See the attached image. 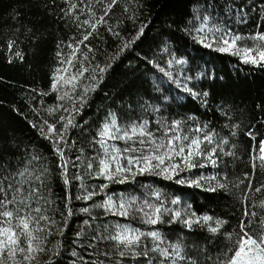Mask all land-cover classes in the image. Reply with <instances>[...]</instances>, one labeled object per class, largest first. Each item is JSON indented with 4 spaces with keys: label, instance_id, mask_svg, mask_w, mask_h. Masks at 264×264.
I'll return each mask as SVG.
<instances>
[{
    "label": "trees",
    "instance_id": "16d2710c",
    "mask_svg": "<svg viewBox=\"0 0 264 264\" xmlns=\"http://www.w3.org/2000/svg\"><path fill=\"white\" fill-rule=\"evenodd\" d=\"M110 3L0 0V182L8 199L38 189L28 210L39 208L32 215L48 220H40L45 250L33 264H222L241 221H251L253 234L264 219V62H246L243 51L264 50V0H116L107 10ZM234 37L231 51H219ZM113 120L118 137L133 127L151 137L102 136ZM175 136L185 154L193 139L201 141L205 155L193 163L203 167L171 178L135 171L109 179L117 164L128 166L126 157L153 154L161 144L154 154L169 151ZM212 149L215 166L206 158ZM169 163L182 157L161 167ZM121 235L139 240L113 239ZM177 243L184 260L154 250L172 252Z\"/></svg>",
    "mask_w": 264,
    "mask_h": 264
},
{
    "label": "snow or ice",
    "instance_id": "6c2138e0",
    "mask_svg": "<svg viewBox=\"0 0 264 264\" xmlns=\"http://www.w3.org/2000/svg\"><path fill=\"white\" fill-rule=\"evenodd\" d=\"M97 2H100V0H97ZM116 3V0H111V3L107 5V10H110L112 5ZM107 10L105 11V15H107ZM104 18L101 16L96 23H103ZM85 24L89 23V21H85ZM92 28L95 29V24L92 25ZM91 35V33H88V35H85L83 37V40L80 41V43H83L88 39V36ZM240 37H234L232 39L231 44H229L228 40H224L223 43L225 45H228V47H221L219 51L227 52L231 51L232 47L235 46L236 41L239 40ZM260 40H264V35L259 37ZM211 47V45H208ZM240 51V50H237ZM244 51V59L246 62H251L254 64H258L261 62H264V50L257 49V55L253 56L250 55V53L253 51L252 49H246ZM17 55H20L17 53ZM75 55V53H73ZM71 63V61H69ZM87 69H84L80 71L77 76H82L83 71H86ZM64 71H67L65 69ZM100 71H104V69H100ZM77 76H72L70 79L65 80V83H71L72 81H75L77 79ZM56 87V84H53V88ZM89 89L85 88V92H87ZM186 91H191L190 89H185ZM63 99V97H61ZM83 100V97L80 98ZM63 119V118H62ZM72 120L69 119L67 121V124L65 125V128L68 125H71ZM177 126L179 125V122H176ZM116 129V132H119V127L116 126L115 120H113L112 125H105L104 130L101 133L102 136H110L112 139H125V140H131L134 136L137 135V132L139 131V134L141 136L147 135L151 137V133H145L143 127H140L137 129L136 127H133L131 129V135L128 134L127 131H125L123 136H116L112 132V128ZM43 131V130H41ZM199 131V129L197 130ZM55 128L54 126L49 127V133H54ZM58 141L63 140V134H57ZM180 139L179 136H175L172 139L168 141V148L169 151H165L164 153L160 155L154 154L156 151H158L160 148L164 147L163 144L156 145V147L153 149V154L149 155H141L139 157L137 156H131L126 157L127 159V167H123L119 164H117L115 168V172L109 175V179L113 178V175L121 174L123 172H132V166L135 165L138 167L139 173H153L156 172L157 175H165L169 176L171 178V174H175L177 171H184L186 168H194V167H203L202 164L198 165L196 163H193L194 158L204 156L205 153H203L200 150V144L201 141L199 139H193L190 144H188V152L185 154L184 146L179 147V151L176 150L174 147V144L176 141ZM187 139V137H185ZM205 140H207L209 143L212 142L211 137L205 135ZM141 144L144 143L143 140L140 141ZM153 143H155L153 141ZM58 152H60L59 149H57ZM125 151H128L126 149ZM131 151L136 152L137 149L133 148ZM261 151H264V148L261 149ZM61 158L63 157V153L60 152ZM228 155H231V153H228ZM174 156H181L182 157V164H174L169 163L165 167H161L162 165H165V161H171ZM213 156H215V149H212L207 153V160L209 163H211L213 166L216 165L217 160L213 159ZM111 160H117L118 156H111ZM260 160L264 162V156L260 157ZM153 161H157V163L153 164ZM67 162H65L66 164ZM264 166V164H262ZM88 167H91V164L88 165ZM110 168V164L108 162L103 163V172H108ZM159 171H156V170ZM103 174V173H102ZM133 176L136 175V173H132ZM19 175L23 176V173H20ZM37 180H39V177H36ZM123 182V181H121ZM183 182V181H181ZM193 183L199 185V181H194ZM9 188L12 187L11 184L8 186ZM217 187L224 188V184H217ZM210 191H215V189H209ZM21 189H17L16 192L19 193ZM38 189H33V192L29 193V197L34 192H37ZM256 191H260V189H256ZM0 193L4 194V198L0 199V209H4L3 211H0V217H3V220L0 221V264H33V261L36 260L37 255L41 252H43L45 249L43 247V240L38 235L39 232L44 231V228L40 226V220H48V217L46 216H40L39 219L37 217L32 215V212H40L39 208L36 209H30L28 210V199L29 197L22 198L20 200H17L16 194H13L12 199L7 198V192H5V189L2 186V182H0ZM175 202V201H174ZM9 204L16 205H24L23 208H15V210H7V206ZM264 206V205H262ZM27 210V214L25 211ZM84 211H88L87 209H84ZM159 209H157V212ZM121 214L126 215V211L122 212ZM246 216H255L256 213L253 212L251 214L245 213ZM176 216L179 217L180 213H176ZM204 220L211 219L210 217H204ZM13 220H15V224H13ZM152 224H156L158 222L157 219H151L149 221ZM185 224H188L191 226L189 221H184ZM218 224H221L223 222L217 221ZM251 221H249V225H245L243 220L241 221L240 225V232L236 233V239L233 241V246L229 251L232 252L231 256H228L222 264H264V219L260 220L257 228L258 230L254 229L253 234H250L248 230H246L248 227H250ZM212 232H217L218 228H212ZM151 237L154 238V241L160 240V235L158 232L153 231L148 233ZM255 237V238H254ZM231 235L229 236V239H231ZM23 239V243H21V240ZM113 239H117L120 241H127L129 244L132 243L133 240H139L138 236L132 237V240H129V238L125 235H121L118 237H113ZM173 251L169 252L167 248H159V245H155V249H158L160 253L164 257H174L179 260H184L185 257L181 255V245L179 243L172 245ZM125 253L121 252L120 255H124ZM144 255H147V252L144 253ZM20 257V258H18ZM173 264H175V259L173 261ZM194 264V262H193Z\"/></svg>",
    "mask_w": 264,
    "mask_h": 264
},
{
    "label": "rangeland",
    "instance_id": "374dc122",
    "mask_svg": "<svg viewBox=\"0 0 264 264\" xmlns=\"http://www.w3.org/2000/svg\"><path fill=\"white\" fill-rule=\"evenodd\" d=\"M107 138H109L110 136H106ZM262 148H264V141H263V144H262ZM263 152V155H264V151H262ZM137 172V171H139L138 170V168L136 169V168H133L132 169V172H123V176H124V178L125 179H130L131 178V176H132V173H134V172ZM18 258H20V257H18Z\"/></svg>",
    "mask_w": 264,
    "mask_h": 264
}]
</instances>
